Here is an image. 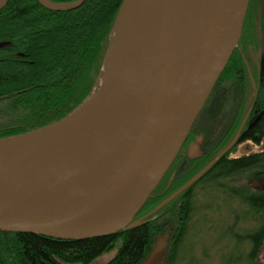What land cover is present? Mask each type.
Returning a JSON list of instances; mask_svg holds the SVG:
<instances>
[{
    "label": "water",
    "instance_id": "95a60500",
    "mask_svg": "<svg viewBox=\"0 0 264 264\" xmlns=\"http://www.w3.org/2000/svg\"><path fill=\"white\" fill-rule=\"evenodd\" d=\"M84 1L38 0L54 11ZM249 1L123 0L95 92L57 122L0 138V231L114 234L145 223L206 173L219 156L135 219L238 46ZM165 246L162 236L140 264H167Z\"/></svg>",
    "mask_w": 264,
    "mask_h": 264
},
{
    "label": "trees",
    "instance_id": "16d2710c",
    "mask_svg": "<svg viewBox=\"0 0 264 264\" xmlns=\"http://www.w3.org/2000/svg\"><path fill=\"white\" fill-rule=\"evenodd\" d=\"M122 2L85 0L75 9L54 11L42 6L38 0L7 1L0 10V43H3L0 46V96H6L0 99V138L57 122L95 92L101 81L105 54ZM239 49H235L220 75L210 100L224 86L228 102L237 94L233 89H236V80L241 78L235 75L242 59ZM256 102L264 103V51L260 55ZM258 129L252 132L255 142L264 135V121ZM256 134L259 137L255 138ZM248 137L245 133L242 139ZM253 169L264 173V152L237 158L223 157L197 182L218 177L234 178ZM195 186L149 216L145 223L110 235L62 240L39 234L0 231V264H90L116 246L115 256L105 264H140L154 242V231L161 227V219L169 213L177 219L176 224L170 225L175 232L172 247L167 250V264H173L186 234L191 210L189 194ZM155 193L157 190L152 195ZM230 193L242 198L261 214L260 225L248 235L252 244L249 257L255 260L264 246V190L254 191L243 186L231 188ZM152 195L135 219L147 210L150 203H159L167 197Z\"/></svg>",
    "mask_w": 264,
    "mask_h": 264
},
{
    "label": "rangeland",
    "instance_id": "374dc122",
    "mask_svg": "<svg viewBox=\"0 0 264 264\" xmlns=\"http://www.w3.org/2000/svg\"><path fill=\"white\" fill-rule=\"evenodd\" d=\"M260 19L261 23L257 33V18L252 20L250 27V16L245 17L238 43L239 53L242 57L240 66L243 79L236 80V89L233 90L237 93L238 89H244L242 92L248 95V99L253 98L259 88L260 55L264 51V5L260 11ZM245 40L246 42H244ZM241 50L244 51V56ZM217 97V94L213 95L207 102H212ZM243 97L241 93H237L232 98L233 101L228 102L227 99L223 102H226L225 104L229 108L238 98L243 99ZM219 120L221 123L220 125L216 123L215 131L220 130L224 124L223 119ZM263 149L264 143L250 141L239 145L236 153L231 156L258 153ZM261 172L263 173L261 170L253 169L234 178L218 177L217 179L203 180L191 190L189 194L191 210L186 234L173 264H264V246L255 260H250L249 257L252 244L248 235L260 225L261 214L256 213L242 198L230 193L231 188L243 186L254 191L264 189V175ZM176 223L177 219L172 213L161 219V227H157L154 231V242L149 252L154 248L157 240L165 236V256H168L167 250L172 247L175 232L170 225ZM117 248L118 246L104 252L90 264L107 262L115 256Z\"/></svg>",
    "mask_w": 264,
    "mask_h": 264
},
{
    "label": "flooded vegetation",
    "instance_id": "af4514ba",
    "mask_svg": "<svg viewBox=\"0 0 264 264\" xmlns=\"http://www.w3.org/2000/svg\"><path fill=\"white\" fill-rule=\"evenodd\" d=\"M263 5L264 0H250L246 12V18L250 16V27L252 24V20H255L257 18V33L259 29L258 26L261 23L260 11L261 9H263ZM256 15L258 17H255ZM244 42H246V40ZM237 47L240 46L238 45ZM241 51L242 55L244 56V51ZM235 70V75L240 76V79H243L241 75V66L236 67ZM259 78L260 71L258 79ZM242 91H244V89H238L237 93H241V96H244L243 99H237V101L233 102L232 106H229V108H227L228 105L226 106V102H223L225 100L226 93L225 86L223 88L221 87V89L217 92L218 97L216 99L212 100V102L205 103L200 114L195 120L181 150L179 151L178 155L174 159L173 163L171 164L170 168L168 169L160 183L154 189V191L157 190V193L153 194L152 197L159 198L164 195H167V197L172 195L178 189H180L191 177H193L197 172H199L202 168L213 161V159L217 156H219L218 159L208 170H210L223 157H240L237 155H231H233V153H236L239 145H241L242 143L254 141L252 132L256 131V129L261 126L262 121H264V103L261 104L256 102L257 93L256 95H253V98H249L250 102H248V95L244 94ZM221 97L222 100H220ZM219 119H223L224 124L222 125L220 130L215 131L214 128H217L216 123H219V125L221 123ZM245 133H247V135H249L250 137L242 139ZM257 137L259 136L256 134L255 138ZM199 138H201V140ZM257 143H264V135L260 137V141ZM197 145L200 148L201 154L199 156H194V154H196V151L194 150ZM260 152H264V149ZM262 175H264V173H262ZM197 181H195L196 183L194 182L193 184L185 188L181 193L183 194L187 190L189 191L192 186L198 184L199 181ZM181 193H179L178 195H180ZM173 199H175V197ZM161 202L150 203L147 210H144L140 217L147 215L149 212L154 210Z\"/></svg>",
    "mask_w": 264,
    "mask_h": 264
}]
</instances>
